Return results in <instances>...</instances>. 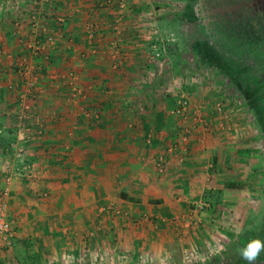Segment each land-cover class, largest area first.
<instances>
[{
    "label": "crops",
    "instance_id": "crops-1",
    "mask_svg": "<svg viewBox=\"0 0 264 264\" xmlns=\"http://www.w3.org/2000/svg\"><path fill=\"white\" fill-rule=\"evenodd\" d=\"M106 1L48 0L31 33L32 0H0V133L11 132V141L0 144V189L9 188L8 216L15 226L0 264H88L90 246L101 250L104 264H121L126 254L128 261L160 264L171 260V246L183 249L186 240L202 245L210 238L225 246L244 238L242 228L236 234L242 222L233 218L245 212L248 199L238 185L244 175L230 168L244 171L249 163L241 153L249 148L246 127H238L230 111L223 115L218 100L203 97L194 98L186 117L170 127L168 92L145 90L138 97L136 89L163 0H126L124 8L121 0ZM46 33L58 40L55 49L44 43ZM34 42L43 44L47 59L33 55ZM22 59L36 78L33 94L21 77L4 73ZM69 72L83 96L72 93ZM127 90L126 100L150 102L148 111L131 109ZM20 92L31 93L23 165L28 174L7 171L18 162ZM157 99L166 105L155 107ZM160 155L167 160L164 174L153 162ZM190 203L204 210L192 214Z\"/></svg>",
    "mask_w": 264,
    "mask_h": 264
},
{
    "label": "rangeland",
    "instance_id": "rangeland-1",
    "mask_svg": "<svg viewBox=\"0 0 264 264\" xmlns=\"http://www.w3.org/2000/svg\"><path fill=\"white\" fill-rule=\"evenodd\" d=\"M191 5L192 0H163L159 2V11L156 13L157 21L154 22L155 25H153L152 31V45H154L155 49L152 47V52L148 54L147 59L144 58L143 61L145 62H143L139 70L140 73H138V75L144 78L140 79L136 84L137 92H139L137 96L140 97L145 90L163 92L164 94L168 92L171 98L175 99V104L172 105L170 111L176 107V102L181 97L188 99L190 103L189 110L190 108L192 109L191 103L194 102V98L198 99L199 97H203L206 100L213 98L212 100H218L215 107L219 109L223 115L230 111V114H234L235 116H232L233 121H236L234 123L238 127H246L244 132L248 134L247 138L249 140L246 145L249 146V148H247V150H242L241 153L249 156V163L243 165L244 171L243 169L242 171L240 170L242 168L240 165H237V167L236 165L233 167L231 165L230 168L233 169L232 172L236 175H244L242 182L240 181L238 185L241 188L244 187L242 189H245L246 194L243 198L244 201L248 199L244 206L245 212L239 217L234 215L233 218L234 220L237 218L239 223L242 222V225H239L240 227L236 229V234L241 228L245 231L244 238L239 240L240 244L232 242L225 246H217L212 239L208 238L204 239L206 244L204 242L200 245L198 243L192 244V240H186L185 242L189 243H187L188 245L186 246H182L183 249L178 245L171 246V260H163L160 264H246L239 254L240 248L253 239L264 241V104L260 103L258 105L257 102L249 96H243L245 85L224 67V64L215 57L210 47H206L204 43H201V39L196 34L197 29L189 14ZM0 52H2V50ZM156 54L159 56L152 59ZM4 73H10L11 78L19 76L16 75L15 68L10 72L5 71ZM20 77L21 76H19V78ZM7 90V93L11 94V97H16L17 93L13 94L10 89ZM129 93V90H127L125 100L129 98ZM19 95H21V92L18 93L17 96L19 97ZM139 99L140 98H138V102L136 101L137 99L133 100L135 102L130 100H126V102L130 104L133 110L139 112L141 108L144 111H148L149 107L147 105L150 102L146 103ZM227 101L230 102L229 105H226ZM18 103L17 101V104ZM153 103L155 107H159V109L163 105H166L165 101H160L158 99ZM171 115L172 116L168 118L167 124L173 127L174 124L178 123L179 119L180 121L182 120V117L172 113ZM9 122L10 125H12L11 123L13 122H11V120ZM178 129L181 130L183 127L181 126ZM204 129H206L205 126ZM15 135L16 134L13 136ZM188 135L189 128L187 127L182 137L188 140ZM251 140H254V142ZM171 150L172 152H177L179 147H172ZM16 152H18V150H16ZM16 152H14L13 161L17 160V165H15L14 162H10L7 171L10 169V171L14 170L15 172H21L24 167L23 165L26 164V151L23 152L25 155V160L23 162H21V157L16 155ZM253 156L255 157L253 158ZM28 171H30L29 165L27 167V172ZM189 207L190 210H197L195 204L190 203ZM203 207L202 204V209H200L196 215H199L200 212L204 210ZM191 213L194 214V212ZM242 216L243 218L240 219ZM201 238L202 236L200 239ZM92 247L93 246H90V251L85 252V254L89 255L91 260L88 264H104V262L100 261V258H98L100 256L98 254H101V252L98 251L101 250L95 252ZM121 250L123 249L121 248ZM134 254L136 255L137 252L134 251ZM126 255L127 260L122 261L121 264L148 263L145 259H137L134 262L128 261L129 255ZM115 259L114 257V260ZM105 264H109L108 259ZM110 264H115V261ZM257 264H264V252H261Z\"/></svg>",
    "mask_w": 264,
    "mask_h": 264
},
{
    "label": "flooded vegetation",
    "instance_id": "flooded-vegetation-1",
    "mask_svg": "<svg viewBox=\"0 0 264 264\" xmlns=\"http://www.w3.org/2000/svg\"><path fill=\"white\" fill-rule=\"evenodd\" d=\"M196 34L253 100L264 104V0H192Z\"/></svg>",
    "mask_w": 264,
    "mask_h": 264
},
{
    "label": "built area",
    "instance_id": "built-area-1",
    "mask_svg": "<svg viewBox=\"0 0 264 264\" xmlns=\"http://www.w3.org/2000/svg\"><path fill=\"white\" fill-rule=\"evenodd\" d=\"M48 0H32V5H33V12L32 15L30 17V22L32 24V30L31 33H36V28H38V21H39V17L41 16L42 12H43V4L47 3ZM112 2V0H107L105 3L106 5H109ZM126 2V0H121L119 2V8H124V3ZM15 8V6H12V9ZM62 19H57V23H62ZM115 31L118 30L117 26H114ZM44 32H46V30L43 29ZM89 31V36L90 39H93V25L90 26L88 28ZM54 33H46L44 36V43H48L50 47L52 48H56L57 42L58 40H56V38L54 39ZM154 47V46H153ZM34 50L33 55L40 57L42 56L44 59H47V57H49V55L46 54L45 49L43 48V44H41V42H34L33 46L30 47ZM44 49V50H42ZM155 49V47H154ZM159 55L156 54L155 57H152V59H155L156 57H158ZM19 64V65H18ZM16 65L17 67V73L19 74V76H21V78L26 81V84L28 86V89L31 90L32 94L33 91L36 90V78L33 75V73H31V69L28 67L27 64V60L26 59H22L20 61V63H18ZM68 79H69V86L72 88L71 91L74 95H78V96H83V92L84 90H82L81 88L77 87L74 83V81L76 80L75 78V74L73 72H69L68 73ZM40 89V88H37ZM39 91V90H37ZM29 95H31V93L29 92H24L21 94L20 98H19V103L18 105L20 106V114L18 116V118L21 121V125H20V130L18 131V138H17V145H18V152L16 153V155L21 157V162H23L25 160V155L23 152H25V144L27 143V136L26 133H28L31 129V123H30V115L27 114L26 109L27 105H26V97L28 98ZM189 107H190V103L188 101L187 98L185 97H181L177 103H176V107L175 109H173L171 111L172 114L185 118L188 111H189ZM219 110V109H218ZM90 114H86V116H89ZM98 116V113L96 112H92V116ZM43 133V131L38 130V132H34V135H37L38 137L41 136V134ZM183 140H186L185 138H183ZM154 164H155V168L157 173L159 174H164L166 171V165H167V160L166 157L164 155H160L157 158H154L153 160ZM10 171V169H9ZM22 173H26L27 172V168L26 166H24L21 170ZM6 183L8 184V180H6ZM9 196V188L8 186H5L3 189L0 190V251L4 250V249H9L11 248L12 244H13V240L15 238V226L12 222V220L9 219L8 216V205H7V199ZM200 209H202L201 207L198 208V210H195L194 213H198L200 211ZM118 213H116L117 215Z\"/></svg>",
    "mask_w": 264,
    "mask_h": 264
},
{
    "label": "clouds",
    "instance_id": "clouds-1",
    "mask_svg": "<svg viewBox=\"0 0 264 264\" xmlns=\"http://www.w3.org/2000/svg\"><path fill=\"white\" fill-rule=\"evenodd\" d=\"M261 252H264V241L253 239L244 244L239 254L246 264H257Z\"/></svg>",
    "mask_w": 264,
    "mask_h": 264
},
{
    "label": "trees",
    "instance_id": "trees-1",
    "mask_svg": "<svg viewBox=\"0 0 264 264\" xmlns=\"http://www.w3.org/2000/svg\"><path fill=\"white\" fill-rule=\"evenodd\" d=\"M50 62H52V60H50ZM16 72H17V69L15 68ZM169 103V108L172 107L173 104H175V99H171V101L168 102ZM177 103V102H176ZM172 109V108H171ZM170 109V110H171ZM175 109V108H174ZM166 116V114H163V117ZM3 117L1 116L0 117V126L2 125L3 123ZM10 134L11 132L9 133V131L7 132V130L4 132V133H0V144H7L9 141H11L10 139Z\"/></svg>",
    "mask_w": 264,
    "mask_h": 264
}]
</instances>
